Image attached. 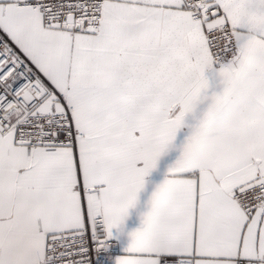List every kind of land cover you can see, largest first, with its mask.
<instances>
[{"label":"snow or ice","instance_id":"6c2138e0","mask_svg":"<svg viewBox=\"0 0 264 264\" xmlns=\"http://www.w3.org/2000/svg\"><path fill=\"white\" fill-rule=\"evenodd\" d=\"M0 264H264V0H0Z\"/></svg>","mask_w":264,"mask_h":264}]
</instances>
